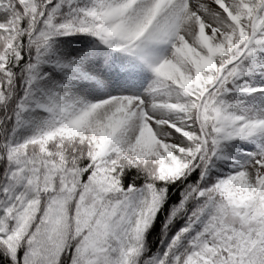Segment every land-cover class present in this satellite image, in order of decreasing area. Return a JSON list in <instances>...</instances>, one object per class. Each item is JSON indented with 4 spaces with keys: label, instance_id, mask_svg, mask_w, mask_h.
Returning <instances> with one entry per match:
<instances>
[{
    "label": "snow or ice",
    "instance_id": "obj_1",
    "mask_svg": "<svg viewBox=\"0 0 264 264\" xmlns=\"http://www.w3.org/2000/svg\"><path fill=\"white\" fill-rule=\"evenodd\" d=\"M257 67L264 0H0V264H264ZM233 138L256 150L221 177Z\"/></svg>",
    "mask_w": 264,
    "mask_h": 264
},
{
    "label": "rangeland",
    "instance_id": "obj_2",
    "mask_svg": "<svg viewBox=\"0 0 264 264\" xmlns=\"http://www.w3.org/2000/svg\"><path fill=\"white\" fill-rule=\"evenodd\" d=\"M67 40V39H66ZM58 47V45H57ZM161 49L164 48L162 51L163 54L167 55L168 54V49L165 46H159ZM122 59L133 61L132 58L119 54L117 55ZM135 63V61H133ZM151 80V77H149L147 74L144 72L140 71V69H137L136 77L133 81L127 82V81H116V82H107V88L105 89L104 87H95L90 92L87 94V99L96 101L101 98H105L108 95H113V94H140L142 90L147 86L148 82ZM81 95H84V93H81ZM240 109L243 108H264V101L261 100V95L260 93H251L248 97V101L244 102L243 107H239ZM238 113H241L238 111ZM47 113L40 110V109H29L27 112L24 113L25 119L29 120L31 124L25 128H22L20 130L19 139H24L27 136H30L34 133L35 131V125L40 123L42 118L46 116ZM225 143L228 146H234V144L241 145L243 149H249V144L248 141L244 138H233L230 141H225ZM252 150V149H251ZM252 151H255L253 149ZM250 151L249 153H251ZM248 153V154H249ZM244 155V157L241 158L242 163L245 161L247 158V155ZM215 167L212 168L215 172H217L218 169L223 168L224 164L222 162L221 157L215 158ZM231 171L235 170L230 169ZM230 172V171H229ZM223 177L224 175H220Z\"/></svg>",
    "mask_w": 264,
    "mask_h": 264
},
{
    "label": "trees",
    "instance_id": "obj_3",
    "mask_svg": "<svg viewBox=\"0 0 264 264\" xmlns=\"http://www.w3.org/2000/svg\"><path fill=\"white\" fill-rule=\"evenodd\" d=\"M64 38H70V37H61L59 39L62 41ZM154 54L156 56H162V54H160L158 52V48L154 49ZM140 66H141V68L143 70L146 71V73L150 74L153 77V73L149 69H147L142 64ZM243 79L246 80V81H249V82L250 81H255L254 84H256V83L257 84H261V80L263 78H262V75H261L260 71L254 70L249 75H246ZM262 83H264V79H263ZM21 94H22V92H21ZM234 95H233V97H235ZM220 148H222V150L219 149L218 151L221 154L225 164L230 165L231 167H235L237 165V162L240 163L239 159H241V156H242L241 153L243 152L241 150V148L236 147V148L230 149L229 147L224 146L223 142H222V146ZM173 195H176V194L174 193ZM159 246H160V242H159V240H156L154 245L153 244L149 245V248L151 249V251L155 252L156 248L159 247Z\"/></svg>",
    "mask_w": 264,
    "mask_h": 264
}]
</instances>
